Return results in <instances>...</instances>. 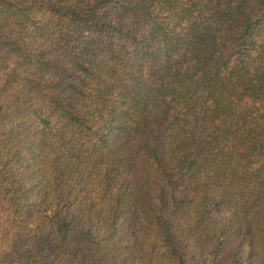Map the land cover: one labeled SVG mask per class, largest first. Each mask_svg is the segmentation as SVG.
I'll return each mask as SVG.
<instances>
[{
	"label": "trees",
	"instance_id": "1",
	"mask_svg": "<svg viewBox=\"0 0 264 264\" xmlns=\"http://www.w3.org/2000/svg\"><path fill=\"white\" fill-rule=\"evenodd\" d=\"M0 201V264H264V0H0Z\"/></svg>",
	"mask_w": 264,
	"mask_h": 264
},
{
	"label": "rangeland",
	"instance_id": "2",
	"mask_svg": "<svg viewBox=\"0 0 264 264\" xmlns=\"http://www.w3.org/2000/svg\"><path fill=\"white\" fill-rule=\"evenodd\" d=\"M6 208L4 203L0 201V254L4 252H11L20 258L27 252L24 251L25 247L30 244L29 239L23 234L13 231L8 227ZM26 250V249H25ZM24 253V254H23ZM1 264H28L25 261H16L11 259L8 263Z\"/></svg>",
	"mask_w": 264,
	"mask_h": 264
}]
</instances>
